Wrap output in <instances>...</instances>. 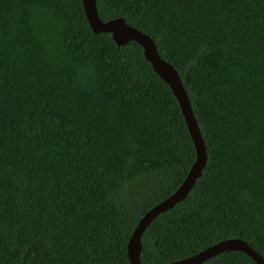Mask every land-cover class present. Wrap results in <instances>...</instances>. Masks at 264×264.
Masks as SVG:
<instances>
[{"label": "trees", "instance_id": "trees-1", "mask_svg": "<svg viewBox=\"0 0 264 264\" xmlns=\"http://www.w3.org/2000/svg\"><path fill=\"white\" fill-rule=\"evenodd\" d=\"M176 70L206 158L140 235V264L227 237L264 258V0H95ZM194 159L138 43L80 0H0V264H129L127 237ZM198 264H255L225 250Z\"/></svg>", "mask_w": 264, "mask_h": 264}, {"label": "water", "instance_id": "water-1", "mask_svg": "<svg viewBox=\"0 0 264 264\" xmlns=\"http://www.w3.org/2000/svg\"><path fill=\"white\" fill-rule=\"evenodd\" d=\"M80 1L87 24L94 33L109 32L116 45L123 44L128 40H133L140 45L143 57L174 95L194 149V159L180 183L168 195L155 202L141 214L127 237L125 243L127 260L129 264H140L138 253L142 231L159 212L170 208L186 195L194 180L201 173L206 158L205 148L181 80L174 67L159 56L152 39L143 31L126 23L122 17L101 20L96 12L95 0ZM225 250L241 251L249 256L255 264H264V258L239 237L219 239L192 254L170 260L165 264H198Z\"/></svg>", "mask_w": 264, "mask_h": 264}]
</instances>
